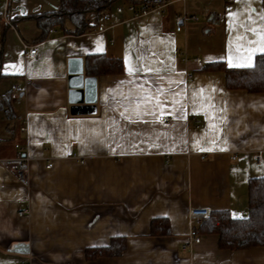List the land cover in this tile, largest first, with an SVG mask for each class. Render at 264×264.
<instances>
[{
  "label": "crops",
  "instance_id": "obj_1",
  "mask_svg": "<svg viewBox=\"0 0 264 264\" xmlns=\"http://www.w3.org/2000/svg\"><path fill=\"white\" fill-rule=\"evenodd\" d=\"M161 1L136 16L130 6L143 5L117 0L86 33H70L68 21L41 40L36 20L19 18L56 11L59 0H0V93L11 92L15 111H0V159L20 143L31 182L0 163V264H264V246L220 248L219 234L199 231L221 210L248 217L249 180L264 177V91L227 89L223 70L205 68L255 65L264 0ZM178 15L188 17L181 30ZM102 53L124 70L95 76L98 112L73 115L69 59L84 66ZM195 207L211 209L198 243ZM154 218L168 232L153 233ZM122 237V254L87 257Z\"/></svg>",
  "mask_w": 264,
  "mask_h": 264
},
{
  "label": "trees",
  "instance_id": "obj_2",
  "mask_svg": "<svg viewBox=\"0 0 264 264\" xmlns=\"http://www.w3.org/2000/svg\"><path fill=\"white\" fill-rule=\"evenodd\" d=\"M117 0H59L58 10L44 12L43 14L20 17L19 19L33 18L41 29L39 39L44 40L50 29L60 27L66 31V22L73 23L74 29L69 31L74 34H84L91 28L90 14L95 13L100 16ZM129 1V0H128ZM133 4H141L142 7L154 8L156 4L162 2L151 0H130ZM142 8V9H144ZM16 19V18H15ZM15 19L11 22L14 23ZM85 61L87 75L102 76V74H117L124 70V65L120 59L109 57L106 53L90 54ZM253 67L235 68L227 67L222 62L210 63L206 69L223 70L226 76V88H241L251 92L264 91V53L258 55ZM6 77L2 68V58L0 57V86L2 79ZM0 111L6 117H15L10 91L0 93ZM249 215L246 218H234L228 210H221L213 213L199 227L201 232H213L219 234V247L229 249H241L251 246H264V177L251 178L249 180ZM152 232L164 234L168 232L166 218H154L152 221ZM117 243L118 248L114 246ZM126 246V238L115 239L109 246L87 250V257L90 260L101 255H118ZM115 247V248H114Z\"/></svg>",
  "mask_w": 264,
  "mask_h": 264
},
{
  "label": "built area",
  "instance_id": "obj_3",
  "mask_svg": "<svg viewBox=\"0 0 264 264\" xmlns=\"http://www.w3.org/2000/svg\"><path fill=\"white\" fill-rule=\"evenodd\" d=\"M164 5V3L160 2L158 4L155 5L154 8H149L146 7L144 9H142L141 11H137L136 7L134 5H131L130 7L135 11V15H144L145 13L149 12L150 10H153L155 8L158 7H162ZM102 18L104 19H108V15L103 14ZM187 16L184 15H178L176 16L175 20H176V29L177 30H181L182 29V24L187 20ZM191 19H197L196 16H191ZM91 23V25H97L98 24V16L95 13H91V20L89 21ZM51 32H53L54 30L51 29ZM36 47L35 46H30L27 47V57H35L36 56ZM195 61L198 63H201V59L200 58H195ZM191 75V73H188V77ZM13 94L15 96H17L20 92V88L18 87V85L13 87ZM159 120L161 121H168V118L165 116H161L159 118ZM200 125V124H199ZM22 130H27V125L22 126ZM16 148L19 149L18 153L16 156L13 157H4L0 159V163L1 165L6 168L7 170H9L12 175L17 179L18 182H21L23 185H30V168H29V157L22 152L23 148L20 145V143L16 144ZM236 158V155L233 156V159ZM253 158L256 162L258 163H263V152L262 151H257L254 153ZM53 166V160H50L47 162V166L46 167H52ZM19 211V216H24L30 213L28 208H22ZM211 214V209L209 207H195L192 208V210H190L189 213V221L191 223V229L189 232V235L192 238V241L194 242H200L202 240L201 235L198 232V226L200 224H202V220L206 219L209 215ZM22 264H28V263H22Z\"/></svg>",
  "mask_w": 264,
  "mask_h": 264
},
{
  "label": "water",
  "instance_id": "obj_4",
  "mask_svg": "<svg viewBox=\"0 0 264 264\" xmlns=\"http://www.w3.org/2000/svg\"><path fill=\"white\" fill-rule=\"evenodd\" d=\"M68 66V95L72 114L97 113V78L87 75L81 57L70 58Z\"/></svg>",
  "mask_w": 264,
  "mask_h": 264
},
{
  "label": "snow or ice",
  "instance_id": "obj_5",
  "mask_svg": "<svg viewBox=\"0 0 264 264\" xmlns=\"http://www.w3.org/2000/svg\"><path fill=\"white\" fill-rule=\"evenodd\" d=\"M244 66H251V64H248V65H244Z\"/></svg>",
  "mask_w": 264,
  "mask_h": 264
},
{
  "label": "rangeland",
  "instance_id": "obj_6",
  "mask_svg": "<svg viewBox=\"0 0 264 264\" xmlns=\"http://www.w3.org/2000/svg\"><path fill=\"white\" fill-rule=\"evenodd\" d=\"M1 126H2V125H1V123H0V128H1Z\"/></svg>",
  "mask_w": 264,
  "mask_h": 264
}]
</instances>
